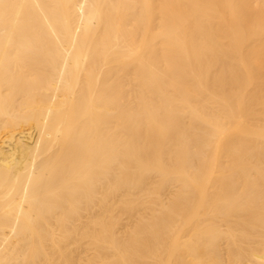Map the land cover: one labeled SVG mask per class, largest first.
Segmentation results:
<instances>
[{"label": "bare ground", "instance_id": "obj_1", "mask_svg": "<svg viewBox=\"0 0 264 264\" xmlns=\"http://www.w3.org/2000/svg\"><path fill=\"white\" fill-rule=\"evenodd\" d=\"M153 171L122 264H264V0H0V264H97Z\"/></svg>", "mask_w": 264, "mask_h": 264}, {"label": "rangeland", "instance_id": "obj_2", "mask_svg": "<svg viewBox=\"0 0 264 264\" xmlns=\"http://www.w3.org/2000/svg\"><path fill=\"white\" fill-rule=\"evenodd\" d=\"M141 179L142 180L140 181V183L133 185V187L128 191L127 199L129 201L130 206L127 209L123 208L122 206H118L119 208L116 206L112 214V219L108 223H106L104 226H101V228L100 226L98 227L97 235H99V238L96 243H93L95 245V248L96 249L98 248V253L101 252L98 254L99 262H97V264L98 263L99 264H109V263L113 264L112 262L117 263V264H122L123 262L122 253L120 252H110L109 253L108 252L107 247L110 245L111 240L115 239L116 237L117 238L115 239V241L118 240V238L119 239L121 237L123 238L126 231H127L126 233H128L129 235L130 234L134 235L135 238L140 236L139 235L141 234L140 231L144 230L142 229L143 224H137V222L134 221L133 216L134 218L135 217L138 218L137 215L143 214L146 211L149 212L151 208L155 209L156 207L155 205L158 202V200L160 198H163V200L165 201L166 198L163 195L169 194L168 196H170L171 193L169 192L173 190L172 189L174 186L173 179L163 180L161 179L157 171L148 173L147 176L141 177ZM163 200L160 199L159 201H163ZM134 212H136V214L132 215ZM132 220H133V223H132ZM112 235H114V237ZM102 253L103 254L106 253V255L105 254L103 255ZM100 255H101V258H100Z\"/></svg>", "mask_w": 264, "mask_h": 264}]
</instances>
